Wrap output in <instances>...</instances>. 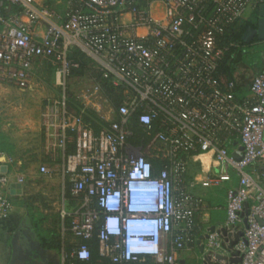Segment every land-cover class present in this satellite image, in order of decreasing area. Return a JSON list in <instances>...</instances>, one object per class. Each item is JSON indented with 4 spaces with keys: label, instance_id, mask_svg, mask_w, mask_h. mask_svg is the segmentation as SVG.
Here are the masks:
<instances>
[{
    "label": "built area",
    "instance_id": "obj_1",
    "mask_svg": "<svg viewBox=\"0 0 264 264\" xmlns=\"http://www.w3.org/2000/svg\"><path fill=\"white\" fill-rule=\"evenodd\" d=\"M258 1L67 0L61 15L32 0H0V80L25 91L45 60L59 89L39 121L43 149L52 163L62 160L69 185L59 217L62 231L70 220L74 242L61 264L88 260L94 231L99 258L112 264H185L178 254L191 248L201 264L239 256L236 264H264V71L240 99L222 70L227 53L246 52L235 26ZM6 2L20 10L4 14ZM74 50L98 75L84 82V70L73 74L81 68ZM206 153L213 169L198 176L189 161ZM38 171L53 170L42 162ZM225 183V220L206 230L200 251L197 215L206 202L192 190ZM11 210L0 190V217Z\"/></svg>",
    "mask_w": 264,
    "mask_h": 264
},
{
    "label": "crops",
    "instance_id": "obj_2",
    "mask_svg": "<svg viewBox=\"0 0 264 264\" xmlns=\"http://www.w3.org/2000/svg\"><path fill=\"white\" fill-rule=\"evenodd\" d=\"M47 3L53 7H49ZM32 5L38 11L46 7L56 13L63 15L67 7V0H32ZM19 10L20 7L18 5L10 4L9 2L5 3L4 14L17 13ZM21 18L22 20L27 21V18L25 16H22ZM260 19H264V0L253 2L252 4H250L242 19H240L236 24V27L245 25L246 23H250L253 25H248L247 28L251 27L256 29L259 25ZM45 26L46 23L40 19L34 24L33 30L35 31V33L41 34ZM262 30L264 31L263 23ZM259 42L264 43V38H259L257 34H254L252 36V39L248 43V48L252 45L258 44ZM236 71L237 72L234 71L235 80L242 73L244 74L245 72H248L246 73L248 80L245 81L249 92V83L252 77L258 72L253 74L251 73V70L246 68V66L239 65L236 67ZM31 87L32 84L28 87V89H30ZM248 92L246 93V95L248 94ZM1 127L0 139L2 143L0 150L2 154L0 158V170H3L4 166H7L10 181L7 185L1 187L0 190L9 195L12 201V210L8 216L0 217V264H9L12 257L14 256L13 243L16 233H18L19 237L18 246L20 245L19 242H21L25 247L27 254L31 255L39 253V250H35L33 246L32 234L34 236L35 234L33 232L29 219L27 209L28 202L24 200L26 194H28V192L33 189V183H31V185L29 180L33 179L36 174L37 176L41 175V173L38 171V166L40 165V163L44 162L48 163L49 165L51 160L48 158L43 149V133L40 127L39 118L33 130L16 131L14 128L4 129L3 126ZM207 160L209 162L208 165L203 163V161ZM52 164L53 171L58 172L59 169L61 172L62 160L59 159L58 162H54ZM189 164L192 165V167L190 166V168L192 169V171H194V173L200 172L198 176L207 175L209 170L213 169L212 156L208 153L200 154L194 157V159L191 158ZM204 166H206V168ZM18 176H23L22 183L17 182ZM258 181L264 188V180L258 179ZM227 186L228 183H225L219 188H208L209 192L206 195L202 194L204 189L203 187L197 186L192 190L193 193L201 195L206 202V207L201 211V213L197 215V222L199 226L197 234L198 238L200 235H204L206 230H208L210 227L225 220L224 207ZM73 204L74 203L70 201L68 209H70ZM192 249L195 252V258H197L198 254L195 248H191L188 251H182L178 254L180 260H182L185 264H189L186 259V253L191 252ZM52 259H54L53 256ZM16 262L17 260L15 261V263Z\"/></svg>",
    "mask_w": 264,
    "mask_h": 264
},
{
    "label": "rangeland",
    "instance_id": "obj_3",
    "mask_svg": "<svg viewBox=\"0 0 264 264\" xmlns=\"http://www.w3.org/2000/svg\"><path fill=\"white\" fill-rule=\"evenodd\" d=\"M47 5L53 7L48 3ZM242 62L247 65L249 63L253 74L264 71V43L259 42L249 48L247 47L246 52L243 53ZM93 75L98 74L89 66L87 61L84 71L80 73V79L85 82L88 77ZM75 78L72 77L71 82ZM74 86L72 85V87ZM58 95L59 89L55 87L52 66L45 60L36 61L34 64L32 87L30 89L22 91L6 79L0 80V128L3 126L4 129L14 128L16 131L33 130L38 122L42 106L47 100L56 98ZM203 163L208 165L209 162L207 160ZM48 166L52 169L53 164L49 163ZM190 166L192 167L191 164ZM204 167L206 168V166ZM29 182L30 184L33 183V189L26 194L24 201L28 202V206L46 217L43 223L44 228L54 229L63 237L65 244L71 245L74 242L72 233L66 229L65 225V230L62 231V223L59 219L62 195L65 193L60 170L58 169V172L52 171L50 175L41 174L37 176L36 174ZM208 192V188H204L202 194L206 195ZM66 208H69V204L66 205ZM32 241L34 249L39 250L40 253H38V262L35 264H53L50 262L52 258L37 246L36 237L33 234ZM19 243L20 249H17V252H19L17 253L16 264H27L30 254H27L25 247L21 242ZM62 251L61 249V253L54 257L60 258ZM41 256L42 258H40ZM186 259L189 264H201L195 258L193 249L191 252L186 253Z\"/></svg>",
    "mask_w": 264,
    "mask_h": 264
},
{
    "label": "trees",
    "instance_id": "obj_4",
    "mask_svg": "<svg viewBox=\"0 0 264 264\" xmlns=\"http://www.w3.org/2000/svg\"><path fill=\"white\" fill-rule=\"evenodd\" d=\"M248 25H253L250 23H246L245 25H240L238 27L235 26V33L234 37L240 43H244L242 41V35L245 32ZM257 54V53H256ZM70 57L77 58L81 63L80 71H76L73 74H78L79 72L83 71L86 65V62H89V59L86 58L81 52L74 50L69 54ZM243 54L235 53V59H229V53L226 54L224 62L222 64V70L225 71L228 76L235 80L234 78V71L235 68L239 66H246L247 69L251 70V66L242 62ZM53 71V67H52ZM247 73V72H246ZM241 74L236 80L235 85V93L238 98H243L246 93L248 92L247 84L245 80H248L247 74ZM112 103L117 106L118 101L116 99H112ZM1 139H0V148H1ZM65 196L70 197L69 193V185L65 184ZM28 214L30 223L33 229V232L37 239L38 247L45 251L46 255H49L51 258L52 256H56L61 253V249L64 250L66 254L69 253L71 245L68 243H64L63 237L54 229H46L43 227V223L46 220V217L41 215L38 211L34 210L31 206H28ZM70 220L65 221V227H69ZM88 244L90 247V257L88 260H78L76 258L66 259L63 264H112L107 260H101L98 255V243L96 239V233L94 231L93 236L91 239L88 240ZM53 264H61L60 258L54 257V259L50 260ZM129 264H136V263H129Z\"/></svg>",
    "mask_w": 264,
    "mask_h": 264
},
{
    "label": "water",
    "instance_id": "obj_5",
    "mask_svg": "<svg viewBox=\"0 0 264 264\" xmlns=\"http://www.w3.org/2000/svg\"><path fill=\"white\" fill-rule=\"evenodd\" d=\"M262 23L264 25V19L259 20V25L256 29L251 28V27L247 28L246 31L242 35V41L245 43H249L254 34H257L259 38H264V31L262 30ZM245 205L247 206V203ZM212 229H213V227H210L208 230H212ZM205 236H206V233L204 235H200L198 240H197L198 249L200 251L202 250L201 240ZM18 238H19L18 233H16L15 237H14V243H13V245H14V256L12 257L9 264H16L15 261H16L17 249L19 248V246H18V240L19 239ZM38 256H39L38 254L29 255L28 264H35L36 262H38V258H39ZM216 257L219 259L222 258L221 255H216ZM40 258H42V256ZM229 260H230V264H232V263L236 264L240 261V256L239 257H231ZM205 263L210 264L209 257H205Z\"/></svg>",
    "mask_w": 264,
    "mask_h": 264
}]
</instances>
